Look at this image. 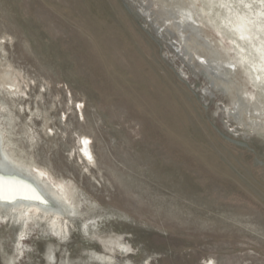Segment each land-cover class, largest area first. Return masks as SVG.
<instances>
[{
    "label": "rangeland",
    "instance_id": "obj_1",
    "mask_svg": "<svg viewBox=\"0 0 264 264\" xmlns=\"http://www.w3.org/2000/svg\"><path fill=\"white\" fill-rule=\"evenodd\" d=\"M167 11L163 0H0V73L14 85L0 82L3 144L69 183L102 237L123 239L127 254L104 264H264V123L230 112L233 82L253 97L258 85L241 69L213 73L220 42L238 63L229 38L201 22L203 43ZM25 224L0 211V264H103L70 223L66 235Z\"/></svg>",
    "mask_w": 264,
    "mask_h": 264
},
{
    "label": "bare ground",
    "instance_id": "obj_2",
    "mask_svg": "<svg viewBox=\"0 0 264 264\" xmlns=\"http://www.w3.org/2000/svg\"><path fill=\"white\" fill-rule=\"evenodd\" d=\"M163 1L168 6V11L171 14L169 17L175 19V28L181 29V32L196 34L200 41L209 45L210 39H207L201 30V22H208L217 33L229 38L231 50L239 56L238 63L233 60L231 52L225 44L220 42L223 53L215 54L214 58L208 60L207 65L213 73L219 74V77H223L224 80L228 77L235 78L237 70L241 69L250 78V81H256L258 94L254 97L253 93L251 96L245 95L237 83L231 84L233 88L237 86L239 90L233 96L230 112L236 118L240 117L241 113L247 114L253 118L251 121L253 125H262L264 123V0ZM239 7H242L247 13L244 17H242L243 11H240ZM189 14L192 17L190 20ZM230 61L231 63H228ZM12 80L7 70L0 73V82L7 91L14 89ZM0 137V175L5 174L13 178L0 177L4 178L0 179V197L19 198L20 196H27L28 199H33V193L29 186H34L39 194L41 192L43 195L47 193L52 202L50 205H46L38 202L16 201L6 205L0 204V211L9 212L12 220L19 225H24L33 217L35 225L39 223L41 225L38 226H47L53 233L66 235L67 229L64 230L66 224H64V220L67 219L64 217L65 213L74 214L68 218L69 220L80 219L75 214V193L71 185L55 179L48 171L32 165L30 162L26 164L21 162L16 158L14 151L3 144L4 136L0 134ZM80 147L84 157L93 162V155L86 138L83 139ZM14 168L18 169L22 175L25 173L26 178L32 177L34 181L40 182L41 187L37 182H35L37 185L31 184L19 178V175L16 176V173L15 175L10 172V169ZM200 194L204 193L201 192ZM3 216L6 218L5 215ZM97 255L104 263L112 260L111 256ZM52 258L53 256H48V259L52 260Z\"/></svg>",
    "mask_w": 264,
    "mask_h": 264
},
{
    "label": "flooded vegetation",
    "instance_id": "obj_3",
    "mask_svg": "<svg viewBox=\"0 0 264 264\" xmlns=\"http://www.w3.org/2000/svg\"><path fill=\"white\" fill-rule=\"evenodd\" d=\"M80 210L78 211L75 210V214H77L79 217L80 215H82L81 213H79ZM66 215L64 217H66L67 219L64 220V222L70 223V225H73L77 230H79V232L87 239H90L92 241H94V243L96 244V246H100L99 251L92 249L93 251V258H96L99 262H103L104 261L102 259H99L97 256V254H105L108 256H115L114 254L117 252H121V253H126L127 254V248L124 245V241L123 239L120 238L119 242H116L115 244H113L111 241L107 240L106 238L102 237V235H100V223L98 224V220H96L94 217H80V219L75 218V220H69L68 218H70V216L74 215L70 213H65ZM97 221V222H96ZM128 245V243H127ZM51 257V256H50ZM49 261L53 262L54 258L48 259Z\"/></svg>",
    "mask_w": 264,
    "mask_h": 264
},
{
    "label": "water",
    "instance_id": "obj_4",
    "mask_svg": "<svg viewBox=\"0 0 264 264\" xmlns=\"http://www.w3.org/2000/svg\"><path fill=\"white\" fill-rule=\"evenodd\" d=\"M188 18H189V20H190V18H192L191 17V15L189 14L188 15ZM1 138V137H0ZM19 170L18 169H16V168H14V169H10V172H13V174H15L16 176H18L19 178H22V179H24V180H26L27 182H29V183H31V184H34L35 182H37L36 180L34 181L33 180V178L32 177H29V178H26L27 176H25L26 174L24 173V175H22V174H20L19 172H18ZM0 177H4V178H10V179H13V178H11V176H7V175H5V174H3V175H0ZM4 178H0V179H4ZM33 181V182H32ZM38 184H39V186H40V182H37ZM36 184V183H35ZM34 184V185H35ZM37 185V184H36ZM42 185V184H41ZM29 186V185H28ZM39 186H37L39 189H41ZM29 189L30 190H32V193H33V199H28L29 197H27V196H20L19 198H2V197H0V204L1 205H6V204H10V203H14V202H16V201H30V202H38V203H42V204H51L52 202H51V200H50V197L47 195V193H45L44 195L42 194V192H41V194H39V192L36 190V188L33 186H29ZM42 190V189H41ZM40 191V190H39ZM43 191V190H42Z\"/></svg>",
    "mask_w": 264,
    "mask_h": 264
}]
</instances>
